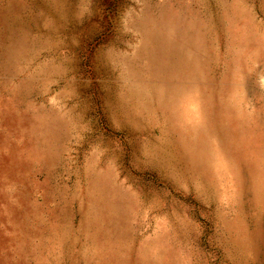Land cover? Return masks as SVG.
Masks as SVG:
<instances>
[{
    "label": "rangeland",
    "instance_id": "1",
    "mask_svg": "<svg viewBox=\"0 0 264 264\" xmlns=\"http://www.w3.org/2000/svg\"><path fill=\"white\" fill-rule=\"evenodd\" d=\"M0 264H264V0H0Z\"/></svg>",
    "mask_w": 264,
    "mask_h": 264
}]
</instances>
